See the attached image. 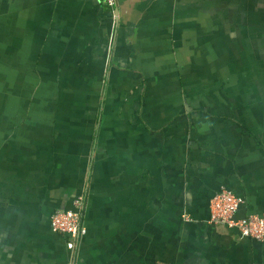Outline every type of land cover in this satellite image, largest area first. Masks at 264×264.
Wrapping results in <instances>:
<instances>
[{
	"label": "crops",
	"instance_id": "crops-1",
	"mask_svg": "<svg viewBox=\"0 0 264 264\" xmlns=\"http://www.w3.org/2000/svg\"><path fill=\"white\" fill-rule=\"evenodd\" d=\"M263 88L264 0H0V264H264Z\"/></svg>",
	"mask_w": 264,
	"mask_h": 264
},
{
	"label": "built area",
	"instance_id": "built-area-1",
	"mask_svg": "<svg viewBox=\"0 0 264 264\" xmlns=\"http://www.w3.org/2000/svg\"><path fill=\"white\" fill-rule=\"evenodd\" d=\"M102 1L112 8L117 4V0ZM244 202L245 199L242 196L231 189L223 188L211 199V223L236 229L244 237L264 241V214L237 217ZM51 226L54 232L68 235L70 239L67 245L69 249L75 250L87 232L84 224L83 198L76 199L72 209L56 210L51 219Z\"/></svg>",
	"mask_w": 264,
	"mask_h": 264
},
{
	"label": "rangeland",
	"instance_id": "rangeland-1",
	"mask_svg": "<svg viewBox=\"0 0 264 264\" xmlns=\"http://www.w3.org/2000/svg\"><path fill=\"white\" fill-rule=\"evenodd\" d=\"M262 92H263V94H264V88L262 89Z\"/></svg>",
	"mask_w": 264,
	"mask_h": 264
}]
</instances>
